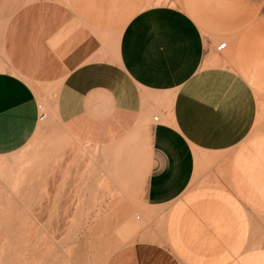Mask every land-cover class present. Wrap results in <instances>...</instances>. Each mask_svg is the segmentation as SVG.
<instances>
[{
  "label": "crops",
  "instance_id": "0c3cea01",
  "mask_svg": "<svg viewBox=\"0 0 264 264\" xmlns=\"http://www.w3.org/2000/svg\"><path fill=\"white\" fill-rule=\"evenodd\" d=\"M41 97L146 173L115 264H264V0H0V157Z\"/></svg>",
  "mask_w": 264,
  "mask_h": 264
},
{
  "label": "rangeland",
  "instance_id": "374dc122",
  "mask_svg": "<svg viewBox=\"0 0 264 264\" xmlns=\"http://www.w3.org/2000/svg\"><path fill=\"white\" fill-rule=\"evenodd\" d=\"M41 98L40 130L0 157V264H115L137 230L146 173L77 142Z\"/></svg>",
  "mask_w": 264,
  "mask_h": 264
},
{
  "label": "built area",
  "instance_id": "2783aa9c",
  "mask_svg": "<svg viewBox=\"0 0 264 264\" xmlns=\"http://www.w3.org/2000/svg\"><path fill=\"white\" fill-rule=\"evenodd\" d=\"M227 42H222L220 45L217 46V50L221 51L223 48H225ZM46 115L43 113L42 118H44Z\"/></svg>",
  "mask_w": 264,
  "mask_h": 264
}]
</instances>
